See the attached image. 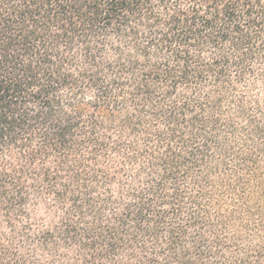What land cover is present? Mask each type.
<instances>
[{
  "label": "trees",
  "instance_id": "1",
  "mask_svg": "<svg viewBox=\"0 0 264 264\" xmlns=\"http://www.w3.org/2000/svg\"><path fill=\"white\" fill-rule=\"evenodd\" d=\"M0 264H264V0H0Z\"/></svg>",
  "mask_w": 264,
  "mask_h": 264
}]
</instances>
